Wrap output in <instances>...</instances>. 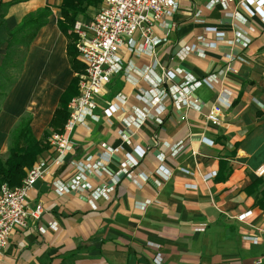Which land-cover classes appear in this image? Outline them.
I'll return each instance as SVG.
<instances>
[{
  "label": "crops",
  "instance_id": "obj_1",
  "mask_svg": "<svg viewBox=\"0 0 264 264\" xmlns=\"http://www.w3.org/2000/svg\"><path fill=\"white\" fill-rule=\"evenodd\" d=\"M62 2L0 0V156L26 115L38 140L56 133L50 122L80 80L59 28ZM45 8L52 15L19 76L11 34ZM92 10L78 20L90 22ZM153 36L160 43L149 51L125 41L121 71L56 162L49 136L48 173L28 197V211L43 214L13 231L0 264H154L158 254L163 264H264V0H180ZM132 39L140 43V32ZM205 79L185 106L179 88ZM216 105L219 126L207 119ZM109 106L118 108L110 118ZM78 177L93 190L65 192ZM96 188L108 192L96 197Z\"/></svg>",
  "mask_w": 264,
  "mask_h": 264
},
{
  "label": "built area",
  "instance_id": "obj_2",
  "mask_svg": "<svg viewBox=\"0 0 264 264\" xmlns=\"http://www.w3.org/2000/svg\"><path fill=\"white\" fill-rule=\"evenodd\" d=\"M179 2L180 0H103L98 13L90 22L85 23L78 20L75 23L76 49L79 59L84 65V74L80 75V94L72 100L68 107L69 118L63 131L53 133L49 138L50 149L57 155L54 162L61 159L70 149L71 136L75 128L83 124L87 115L97 108V100L103 96L112 77L121 71L120 50L125 41L129 39L130 47H141L142 51H149L157 46L160 41L153 36L154 26L163 16L174 14L179 8ZM137 32L141 34V41L138 44L132 39ZM174 78L175 74L172 72L165 74V80ZM204 84L210 85V82L207 79L196 82L187 81L184 86L179 88L182 96H178V99L182 100L185 106L191 104V100L197 103L189 96H191L192 90L194 91ZM117 109L116 106H109L104 114L110 118ZM207 119L215 126L221 125L224 120L221 105L214 106ZM137 152L141 157L145 153L141 150H137ZM136 164L137 161L128 158L129 166ZM48 169V163L41 159L33 168L26 171V176L19 186L11 188L5 184L1 187L0 256L15 229L27 227L29 217L38 220L42 216L43 208L41 206L31 213L28 211V197L35 184L46 177ZM256 174L264 176V164L256 170ZM84 179L78 177L70 181L63 187V190L65 192L83 188L93 190L87 186L88 184H85ZM107 192V188H96L94 195L102 196ZM251 215L252 212H247L239 216L238 219L245 221ZM154 264H163L161 254L154 258Z\"/></svg>",
  "mask_w": 264,
  "mask_h": 264
},
{
  "label": "trees",
  "instance_id": "obj_3",
  "mask_svg": "<svg viewBox=\"0 0 264 264\" xmlns=\"http://www.w3.org/2000/svg\"><path fill=\"white\" fill-rule=\"evenodd\" d=\"M103 0H63L60 7L59 28L70 43L68 45V55L73 69L77 74H84V66L77 60L79 57L76 49L77 37L73 33L75 23L80 16H86L91 8L99 9ZM52 15L49 8H45L27 16L17 29L12 32V43L17 46L29 47L30 43L36 38L39 30L47 25L48 18ZM79 77L77 76L73 85L67 91L68 95L62 98L59 109L55 112L50 128L55 131H63L69 118L68 105L73 96L77 93ZM32 119L24 118L19 126L12 132L8 157L3 159L0 156V189L3 185L11 188L21 184L26 176V171L33 168L44 154L49 150V132L45 133V138L38 140L31 128Z\"/></svg>",
  "mask_w": 264,
  "mask_h": 264
},
{
  "label": "rangeland",
  "instance_id": "obj_4",
  "mask_svg": "<svg viewBox=\"0 0 264 264\" xmlns=\"http://www.w3.org/2000/svg\"><path fill=\"white\" fill-rule=\"evenodd\" d=\"M99 9L98 10H92L91 11V14H93L94 16L98 13ZM93 16V17H94ZM14 48H11L9 53H10V60L11 61H14V63H17L18 65H14L17 69V72L19 74V76H21L20 74L23 73V70L25 69L26 70V66L24 64H22L20 61L25 57L27 56L28 54H26L27 52L29 53L30 51L28 50V48L26 46H17L16 44H14L13 46ZM23 47V49L21 48ZM20 64V65H19ZM10 65H13V64H10ZM13 66V68H14ZM7 67V66H6ZM3 73H5V71H3ZM3 77H5V74H3ZM14 78V77H13ZM2 84H5V79L2 78ZM23 87L25 85V89L26 91H29V89L31 88V82L29 81V79H26V81L23 82ZM13 84V83H12ZM57 84V83H56ZM60 89H62L61 87V83L58 82V85L54 87L53 89V92H58ZM54 92V93H55ZM28 118L29 116L26 115L25 117L21 118V120L19 119L18 123L15 125V127L11 130V133H10V140H9V146L8 148L10 147V142H11V136H12V132L19 126L20 122L24 119V118ZM3 159H6L8 157V152L4 155L1 156Z\"/></svg>",
  "mask_w": 264,
  "mask_h": 264
}]
</instances>
